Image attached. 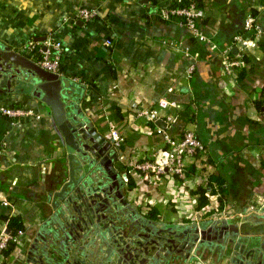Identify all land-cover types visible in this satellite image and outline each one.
I'll use <instances>...</instances> for the list:
<instances>
[{"label": "crops", "instance_id": "1", "mask_svg": "<svg viewBox=\"0 0 264 264\" xmlns=\"http://www.w3.org/2000/svg\"><path fill=\"white\" fill-rule=\"evenodd\" d=\"M165 1L0 0V41L28 57L29 41L34 49L61 44L58 62L75 95L83 93L84 114L106 137L111 130L118 133L115 167L141 214L177 224L236 220L264 207V107L254 106L264 78V30L254 37L243 29L248 15L264 29V0H200L210 43L194 39L176 20L159 19L156 12ZM80 7L93 10L94 18L78 19ZM237 33L253 43L244 63L228 74L218 50ZM39 36L45 40H35ZM158 99L167 102L158 112L165 134L177 140L193 129L207 149L206 155L187 159L185 185L158 169L167 148L164 134L156 133V120L142 112ZM0 106L17 111L0 112V236L9 234L4 216H19L23 224L19 243L2 253L0 264H24L39 225L53 211L47 193L62 177L66 152L46 104L10 93L0 95ZM28 108L39 117L25 113ZM211 174L227 188L222 209L214 193L198 210L195 191L206 187Z\"/></svg>", "mask_w": 264, "mask_h": 264}, {"label": "water", "instance_id": "2", "mask_svg": "<svg viewBox=\"0 0 264 264\" xmlns=\"http://www.w3.org/2000/svg\"><path fill=\"white\" fill-rule=\"evenodd\" d=\"M72 86L0 41V95H29L46 104L66 152L62 177L47 193L53 211L39 225L24 264H264V207L236 220L192 224L141 214L123 189L113 138L92 125L80 107L83 93L75 95ZM155 124L166 126L162 119Z\"/></svg>", "mask_w": 264, "mask_h": 264}, {"label": "built area", "instance_id": "3", "mask_svg": "<svg viewBox=\"0 0 264 264\" xmlns=\"http://www.w3.org/2000/svg\"><path fill=\"white\" fill-rule=\"evenodd\" d=\"M180 1L181 0H166L165 3L159 4L156 12L157 17L165 21L176 20L181 26L189 31L194 39L200 42L210 43L202 26V21L205 17L204 9L198 7L194 0H188L187 5H177ZM94 16V11L86 7H80L76 12V17L84 22L91 21ZM243 29L244 31H250L254 37L261 34L264 30L262 25L255 22L251 15H248L245 18ZM252 43L253 40L251 37L247 38L244 36V33H237L234 35L229 46L218 50L224 72L229 74L236 70V66L244 63V55L247 54L246 51ZM107 44H110V41H107ZM33 45V41H29L25 47L27 50L26 52L29 54V58L42 68L55 72L59 74V76H63L64 73L59 70L60 64L57 56V54L60 53L61 44L59 42L52 43L50 45L51 48L46 47V50L34 49ZM211 47L212 49L217 50V46L215 44H212ZM233 47H236L235 53L231 51ZM166 105L167 102L162 99H158L155 103H153L151 108L142 111L143 115L149 121L157 120L160 118L158 115L159 108L166 107ZM0 112L6 116H14L17 111L10 107L0 106ZM25 113L33 115L35 118L39 117L38 114L35 115V112L29 108L26 109ZM166 120H170V117L166 116ZM155 132L158 134H164L163 139L167 146L166 149L161 151L162 158L158 163L159 172L166 171L172 175H176L180 180H182V185H185L184 180L188 166L187 159H195L201 155H206V146L198 138L193 129H187L177 140H174L165 134L164 129L159 126L155 127ZM111 138H113L115 146L118 145L119 138L118 133H116L115 130H111ZM22 234L23 229H19L14 235L8 234L0 236V257L2 255V251L6 248L7 242L10 240L15 244L19 243V239Z\"/></svg>", "mask_w": 264, "mask_h": 264}, {"label": "trees", "instance_id": "4", "mask_svg": "<svg viewBox=\"0 0 264 264\" xmlns=\"http://www.w3.org/2000/svg\"><path fill=\"white\" fill-rule=\"evenodd\" d=\"M196 5L200 8L202 7V3L200 0H194ZM175 4V3H174ZM188 0H181L177 5H187ZM59 70L64 73L65 68L61 65L59 66ZM254 106L256 108L264 107V78L262 81V85L260 88L259 98L254 100ZM129 187L134 185L132 179H129L128 182ZM227 188L224 186V180L216 174H211L208 176V183L206 187H197L196 194H198L197 198V208L198 210L206 207L209 204L208 194L218 193V207L217 209H222V199L226 194ZM156 210L152 209L149 212L150 216H155ZM212 213V212H211ZM3 219L6 221V226L9 234L14 235L19 229H23V224L21 218L19 216H4ZM15 243L12 241H8L6 248L2 251L4 255L10 253L15 248Z\"/></svg>", "mask_w": 264, "mask_h": 264}, {"label": "rangeland", "instance_id": "5", "mask_svg": "<svg viewBox=\"0 0 264 264\" xmlns=\"http://www.w3.org/2000/svg\"><path fill=\"white\" fill-rule=\"evenodd\" d=\"M196 132V131H195ZM219 214V213H218ZM218 216V215H217ZM212 218V217H211ZM214 219V218H213Z\"/></svg>", "mask_w": 264, "mask_h": 264}, {"label": "flooded vegetation", "instance_id": "6", "mask_svg": "<svg viewBox=\"0 0 264 264\" xmlns=\"http://www.w3.org/2000/svg\"><path fill=\"white\" fill-rule=\"evenodd\" d=\"M124 189V188H123Z\"/></svg>", "mask_w": 264, "mask_h": 264}]
</instances>
